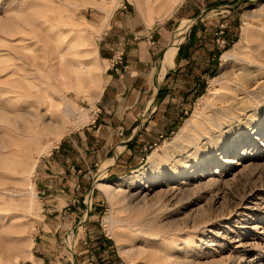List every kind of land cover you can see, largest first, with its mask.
Segmentation results:
<instances>
[{"label": "rangeland", "instance_id": "374dc122", "mask_svg": "<svg viewBox=\"0 0 264 264\" xmlns=\"http://www.w3.org/2000/svg\"><path fill=\"white\" fill-rule=\"evenodd\" d=\"M117 1L0 0V264H25L33 257L44 216L36 169L31 174L29 167L59 143V132L64 130L65 135L90 122L106 68L99 37ZM131 1L142 12L165 13L169 5L171 11L183 0ZM223 2L230 6L220 5ZM184 5L191 18L176 21L174 30L185 21L199 20L227 43L220 44L217 66L195 90L186 92V103L176 95L175 103L180 100L185 111L175 112L176 126L148 144L135 169H161L160 177L150 176V204L142 203L146 209L138 218L137 212L124 209L123 201L113 204L105 189L95 184L120 180L123 191L132 193L137 183L126 178L135 170L117 177L98 174L93 182L94 214L69 221L90 223L76 235L110 239L120 264H264V108L257 109V122L243 126V115L226 116L233 112L227 105L234 87L221 83L217 94L212 92L223 71L233 77L249 61L252 66L262 63L264 69V0H185ZM225 51L231 55L229 65L224 64ZM175 86L182 84L178 81ZM81 108L87 115L78 119L75 113ZM216 124L224 131L232 128L233 133L209 146L202 166L191 156L193 146L206 141L205 136L197 137L200 129L211 130ZM50 141L54 143L49 146ZM171 156L183 159L185 167L169 162ZM177 169L179 173L172 174ZM70 237L66 243L71 244ZM58 244L60 258L53 264H68L62 258L63 238ZM26 253L32 256L24 258ZM98 263L105 264L93 258L88 264Z\"/></svg>", "mask_w": 264, "mask_h": 264}, {"label": "crops", "instance_id": "0c3cea01", "mask_svg": "<svg viewBox=\"0 0 264 264\" xmlns=\"http://www.w3.org/2000/svg\"><path fill=\"white\" fill-rule=\"evenodd\" d=\"M184 1L171 11L169 5L165 13L156 9L142 12L131 0L117 1L99 37L106 68L97 119L66 132L36 164L35 185L42 195L44 220L33 257L25 264H53L55 258H60L57 252L61 238L65 243L62 258L68 259V264H88L92 258L95 262L101 259L105 264H120L110 239L76 232L91 226L83 220L95 211V176L117 177L138 168L147 146H151L148 144L172 131L177 120L175 112L185 111V104L181 105L180 100L175 103L177 96L186 103L187 91L195 90L218 64L219 41L211 27L198 20L179 46L176 60L167 63L166 71L161 72L176 21L191 18ZM224 2L220 5L230 6ZM116 50H123L125 70L113 67ZM178 81L182 86L176 88ZM80 216L83 220L76 224L69 221L70 217Z\"/></svg>", "mask_w": 264, "mask_h": 264}, {"label": "bare ground", "instance_id": "6f19581e", "mask_svg": "<svg viewBox=\"0 0 264 264\" xmlns=\"http://www.w3.org/2000/svg\"><path fill=\"white\" fill-rule=\"evenodd\" d=\"M191 25L192 24L189 21H185L180 26L179 29L175 30L174 35L172 37V41H171L172 43H171L170 48L168 49L167 54H166L165 59H164L165 60L164 65H162V68H161L162 73H164L166 71L167 63H173L176 60L175 57H176L179 45L182 43V41L186 37L189 29L191 28ZM261 52H260V54H261ZM230 57H231V55H230L229 51H225L223 53V58L225 59L224 64L229 65V63H230L229 59H231ZM259 57H261V56H259ZM262 59H264V58H262ZM238 65H241V64H238ZM256 65L257 66H255V65L252 66V62L249 61L248 67H245L241 71H238V73H235L233 75V77L228 75L225 71L221 72V75L219 74V76L217 75V77L215 78L216 84L214 85V88L212 91L213 93H215L218 90V88L220 89L222 87L221 83L226 84V85L230 84L229 85L230 87H232V86L234 87V89L231 92V94H233V96H232L233 100H232V102H230V105L229 104L227 105L228 107H230L229 111H233V112L230 114L227 113L226 116L227 117H235V115H236L237 117H240L243 115L244 117H246L245 120L241 121V125H243V126H248L249 123L257 122V120H258L257 112H258L259 108H264V69H262V67H263L262 63L257 62ZM219 84H220V86H218ZM239 87H240V89H242V91L244 93L241 96L237 93V89H236ZM231 89H229V90H231ZM227 90H228V88H227ZM215 94H217V92ZM152 100H154V99H152ZM66 109L68 111H70V108L67 107ZM82 110L83 109L81 108L78 113L77 112L75 113L77 115L78 119L83 118L82 117L83 115L84 116L87 115L86 112H84ZM91 119H92V117H91ZM45 124H47L49 126H53V128L55 126L54 123L48 122V121H46ZM220 126H221V124H216L213 127H211V130L204 128V129H200L198 132L197 137L200 138L202 136H205L206 141H205V143H202V144H200V143L194 144V146H193L194 150L191 153V156H192L194 161L199 160L201 162L202 166H205V163L207 161L205 156L208 153V151L211 149V147H209V146L211 144L217 145L218 143H220L221 142L220 137H222V135H231L233 133L232 128L224 131L223 129H220ZM63 132H64V130L62 132H59L60 137H58V142L61 140V136L63 135ZM215 133H216V135H214ZM212 135H214V137ZM1 139H3V138H1ZM5 141L6 140L4 139L2 144H6V143H4ZM10 142H12V141L10 140ZM14 142L15 141H13L12 144H14ZM17 142H19V141L17 140ZM52 143H54V142L50 141L49 146ZM9 147L10 146H8V148ZM6 148H7V146H6ZM4 151H5V149H4ZM9 151H10V148H9ZM0 153H1V151H0ZM42 153H43V151L41 150V152L39 153V156ZM1 156H2V154H1ZM171 157L168 158L169 162H173L174 165H181L179 167L180 169L182 167H185L184 164L182 166V163H183L182 160L183 159L179 158V156L178 157L177 156H174V157L171 156ZM38 160H39V158L36 157L31 161V164L29 167V169H30L29 172L31 174L35 171V166H36ZM2 161H3V159H2ZM165 169H169V167L168 168L166 167ZM160 170L161 169H153L151 171V170L144 168V170L141 172H137V170H135V172L131 173L126 178V180H133L134 183H137V186H135L136 190L132 193H129V194H126L127 192L123 191V189L121 188V186L123 185L122 184L123 181H120V180H118L116 182H102V181H100V182H96L95 184L97 186H99V187L101 186L102 188L105 189L106 194L108 195V197L110 198V200L113 204H118V202L123 201L124 202L123 203L124 209H132L133 213L137 212L136 216L138 218H141L139 216V215H141L140 213H142V211L144 209H146V206L148 204H150L149 201H147V196H148V192H149L148 189L150 188L149 182H150V179H152L150 176L151 175L153 176V174L155 173L154 175L156 178L160 177L162 174L160 172ZM179 171L180 170L177 169V170L173 171L172 174L179 173ZM122 180L125 181V179H122ZM142 185H144V187H140ZM118 186H119V188H118ZM142 203L146 206H144ZM111 217H114V216L111 214L107 218V224L108 225L110 224L109 228L113 227V225H111L112 224ZM138 223H139V221H138ZM31 240H33V238ZM120 249L122 251L124 250L122 247ZM28 256L31 257L32 253H26V256H24V258L28 257Z\"/></svg>", "mask_w": 264, "mask_h": 264}, {"label": "built area", "instance_id": "2783aa9c", "mask_svg": "<svg viewBox=\"0 0 264 264\" xmlns=\"http://www.w3.org/2000/svg\"><path fill=\"white\" fill-rule=\"evenodd\" d=\"M123 5L126 6V2H124ZM221 31H223V30H221ZM218 41H219V44H221V45H226V43H227V40H225L224 37H221L220 40H218ZM122 58H123V50H116V52L113 56V59H112L114 68L121 69V70H123V69L125 70L127 68V65L122 66V64H123ZM94 106H95V108H94L95 110L93 112H91L92 119L88 123L95 122L97 119L98 111L100 110V107L97 106L96 104H94ZM94 106H93V104H90L89 109H91ZM89 111H92V109ZM93 180H95V178ZM98 264H101V263H98Z\"/></svg>", "mask_w": 264, "mask_h": 264}, {"label": "water", "instance_id": "95a60500", "mask_svg": "<svg viewBox=\"0 0 264 264\" xmlns=\"http://www.w3.org/2000/svg\"><path fill=\"white\" fill-rule=\"evenodd\" d=\"M197 18L199 19V18H200V16L198 15V16H197ZM181 44H182V43H181ZM181 44H180V45H181ZM163 55H164V54H163Z\"/></svg>", "mask_w": 264, "mask_h": 264}, {"label": "trees", "instance_id": "16d2710c", "mask_svg": "<svg viewBox=\"0 0 264 264\" xmlns=\"http://www.w3.org/2000/svg\"><path fill=\"white\" fill-rule=\"evenodd\" d=\"M229 43H230V42L228 41V44H229ZM228 44H227V45H228ZM229 45H230V44H229ZM229 45H228V46H229Z\"/></svg>", "mask_w": 264, "mask_h": 264}]
</instances>
